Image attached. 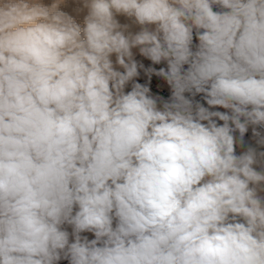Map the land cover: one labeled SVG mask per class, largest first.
<instances>
[{"label":"clouds","instance_id":"9594fccd","mask_svg":"<svg viewBox=\"0 0 264 264\" xmlns=\"http://www.w3.org/2000/svg\"><path fill=\"white\" fill-rule=\"evenodd\" d=\"M0 264H264V0H0Z\"/></svg>","mask_w":264,"mask_h":264}]
</instances>
